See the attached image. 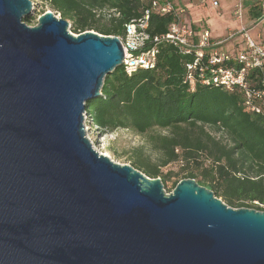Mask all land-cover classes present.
Segmentation results:
<instances>
[{"label": "water", "instance_id": "1", "mask_svg": "<svg viewBox=\"0 0 264 264\" xmlns=\"http://www.w3.org/2000/svg\"><path fill=\"white\" fill-rule=\"evenodd\" d=\"M32 0H0V264H264V210L194 178L120 164L87 137L86 104L123 65L119 36Z\"/></svg>", "mask_w": 264, "mask_h": 264}, {"label": "trees", "instance_id": "2", "mask_svg": "<svg viewBox=\"0 0 264 264\" xmlns=\"http://www.w3.org/2000/svg\"><path fill=\"white\" fill-rule=\"evenodd\" d=\"M45 1L69 21L72 32L95 29L115 36L124 35L126 24L140 18L152 3ZM173 19V14L152 10L149 32L165 34ZM188 59L172 44L163 43L154 69L139 68L129 75L123 66L117 67L105 77L102 95L87 102L89 118L100 133L123 128L147 135L158 153L156 162L141 152L132 164L146 175L167 181L178 172L165 173L163 168L180 163L179 171L186 178L201 176L198 183L229 206L264 210V114L246 110L237 89L199 83L192 89L185 82ZM206 126L222 136L213 135ZM155 129L168 132H152Z\"/></svg>", "mask_w": 264, "mask_h": 264}, {"label": "built area", "instance_id": "3", "mask_svg": "<svg viewBox=\"0 0 264 264\" xmlns=\"http://www.w3.org/2000/svg\"><path fill=\"white\" fill-rule=\"evenodd\" d=\"M152 10L174 15L165 34L149 32ZM183 13L184 9L176 8L172 0H152L150 9L126 24L124 35L119 36L124 47L125 72L130 75L139 68L154 69L160 45L170 43L189 58L185 82L192 89L196 83L237 89L242 92L246 110L264 114V40L253 39L248 28L242 26L231 35L242 34V47L233 53L227 52L219 48L221 41L211 39L209 30L194 27L182 17ZM235 13L238 19L243 18L242 3H236ZM84 115L86 120L88 113Z\"/></svg>", "mask_w": 264, "mask_h": 264}, {"label": "rangeland", "instance_id": "4", "mask_svg": "<svg viewBox=\"0 0 264 264\" xmlns=\"http://www.w3.org/2000/svg\"><path fill=\"white\" fill-rule=\"evenodd\" d=\"M175 7L184 9L182 17L187 22L192 23L201 29H207L210 32L212 40L222 42L219 48L227 52H235L242 47L244 38L242 34H236L231 37L233 32H237L242 26L248 28L250 36L255 40H264V0H172ZM215 1L217 4H214ZM34 11L31 16L25 20L29 25L34 26L38 22L40 15L51 10L57 13L48 1L32 0ZM236 3L243 4V18L236 17ZM108 14V12H105ZM260 15V16H259ZM69 30H71L69 25ZM96 31L95 29H90ZM97 32V31H96ZM74 33V32H73ZM76 34V33H75ZM260 35V36H259ZM87 137L90 139L93 147L100 153L109 156L113 161L120 164L132 165L137 157V153L149 155L152 162H156L158 153L149 142L147 135H140L132 130L118 128L114 131L100 133L95 128L91 119L85 120ZM206 130L213 135L221 137L223 133L217 132L214 127L206 126ZM154 133H166V130L155 129ZM226 143V141H224ZM180 163H173L163 168L165 173L169 171L178 172L171 179L164 181V188L170 193L175 188V182L186 178V173L179 171ZM202 177H197V181ZM222 199V198H221Z\"/></svg>", "mask_w": 264, "mask_h": 264}, {"label": "crops", "instance_id": "5", "mask_svg": "<svg viewBox=\"0 0 264 264\" xmlns=\"http://www.w3.org/2000/svg\"><path fill=\"white\" fill-rule=\"evenodd\" d=\"M263 5H264V2H263V4H262V8H263ZM194 27H196L195 25H193ZM196 28H198V27H196ZM260 36V35H259ZM213 41H217V40H213Z\"/></svg>", "mask_w": 264, "mask_h": 264}]
</instances>
